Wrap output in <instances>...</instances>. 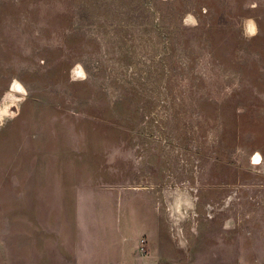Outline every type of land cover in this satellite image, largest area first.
I'll return each mask as SVG.
<instances>
[{"label":"rangeland","instance_id":"1","mask_svg":"<svg viewBox=\"0 0 264 264\" xmlns=\"http://www.w3.org/2000/svg\"><path fill=\"white\" fill-rule=\"evenodd\" d=\"M0 264H264V0H0Z\"/></svg>","mask_w":264,"mask_h":264}]
</instances>
